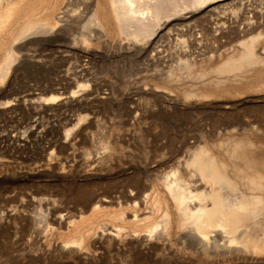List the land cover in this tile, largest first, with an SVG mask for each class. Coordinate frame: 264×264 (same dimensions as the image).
<instances>
[{
  "label": "rangeland",
  "instance_id": "374dc122",
  "mask_svg": "<svg viewBox=\"0 0 264 264\" xmlns=\"http://www.w3.org/2000/svg\"><path fill=\"white\" fill-rule=\"evenodd\" d=\"M192 1L163 6L152 41L121 32L110 0H68L66 23L11 43L0 264H264V207L244 224L257 246L203 254L166 189L174 171L190 180L194 152L264 178V0ZM250 40L263 63L220 70Z\"/></svg>",
  "mask_w": 264,
  "mask_h": 264
},
{
  "label": "bare ground",
  "instance_id": "6f19581e",
  "mask_svg": "<svg viewBox=\"0 0 264 264\" xmlns=\"http://www.w3.org/2000/svg\"><path fill=\"white\" fill-rule=\"evenodd\" d=\"M135 1L110 0L118 29L132 38L148 34L152 41L160 31V27L156 25L160 24L159 21L167 15L165 7L168 5H165L169 4V9L174 2L173 0H143L142 5L146 6V11L144 10V13L143 8V12L139 13V6L136 4L139 1L136 3ZM203 1L206 0L192 2L199 5ZM45 2V0H0V43L5 52L7 51L4 61L0 62V76L4 77L15 66L12 62L15 59L12 54V42L31 34L42 33V28L51 30L55 24L63 25L69 19L68 17H71L72 13H69L66 8L68 0H56L58 11L54 6L50 11L47 10V13H42ZM179 2L182 1L178 0ZM183 2L185 5L188 3L184 0ZM133 3L137 7H134ZM194 4L192 6H196ZM35 5L36 7L33 8ZM168 9L167 12L174 10V8ZM176 9L175 11H178ZM92 21L98 24L95 17H92ZM164 22L165 20L161 24ZM252 42L253 40L244 42L238 53L228 55L223 62L221 61L220 70H235L242 66L260 63L262 60L256 56ZM262 63L263 61L260 64ZM69 96H72V93ZM188 160L186 163L193 168L192 175L196 177L195 179L192 177L194 180L190 181L191 175L190 180L186 181L175 171L165 177L166 189L176 200L180 210L179 226L186 227L181 238L186 240L190 248L203 254L233 253L244 251L246 247L254 248L256 242L250 236H244L246 231L244 224L249 225L252 216L264 207V202L259 196L242 194L236 187L237 181L230 176L234 174L241 182L244 181L252 187L255 185L264 187V178H257L248 173L247 164L243 166V169L239 166L229 168L225 163L216 161L211 155L201 157L194 152ZM224 190L228 194H224Z\"/></svg>",
  "mask_w": 264,
  "mask_h": 264
}]
</instances>
